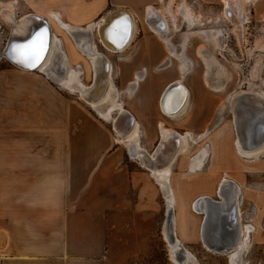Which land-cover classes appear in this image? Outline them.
<instances>
[{
    "label": "crops",
    "instance_id": "1",
    "mask_svg": "<svg viewBox=\"0 0 264 264\" xmlns=\"http://www.w3.org/2000/svg\"><path fill=\"white\" fill-rule=\"evenodd\" d=\"M26 2L32 12H52L84 27L119 7L143 16L146 24V7L159 8L160 0ZM246 10L264 20V0H250ZM134 41L140 59H155L142 37ZM148 76L147 68L143 82ZM51 80L40 71L0 68V264H129L141 242L156 233L157 182L124 144L146 171L119 150L115 133L109 136V119L95 112L97 118L89 104L61 93ZM130 114L142 145L143 125Z\"/></svg>",
    "mask_w": 264,
    "mask_h": 264
},
{
    "label": "rangeland",
    "instance_id": "2",
    "mask_svg": "<svg viewBox=\"0 0 264 264\" xmlns=\"http://www.w3.org/2000/svg\"><path fill=\"white\" fill-rule=\"evenodd\" d=\"M10 1L13 2L15 21L25 15L35 16L34 18L39 15L46 20L49 19L51 30L63 40V49L65 53L67 51L71 59V67L79 71L78 77H81L80 80L84 84L90 83L91 67L87 56L81 54L75 44L77 50L70 48L72 38L70 39L65 29L59 26L51 12L48 16L32 12L31 8L35 10L34 6L26 0H0V68L15 67L3 55L4 47L15 28L14 22L5 19L4 9H2ZM168 3L176 15L173 23L165 9ZM181 4L188 7L186 12L188 15L177 11ZM158 5L159 9L166 14L169 25V28L167 26L168 35L175 49L177 48L176 50L180 52L183 44L186 45L183 64L188 68V74L184 81L191 90L190 104L182 114L174 118L167 117L160 111L159 93L168 82L179 75L178 61L174 58L171 61L165 59L169 55L163 42L155 33H151V28L146 26L141 15L139 18L136 16L137 33L132 43L122 52H106L113 64L111 74L115 88L111 95H114L113 92L117 88L124 90L126 80L131 78L134 70L139 66H147L149 76L140 83L137 93L132 97H128L124 91L121 93L124 108L135 113L143 125L141 144L148 149L147 151L156 148L161 137L160 132L158 135L157 128L159 120L163 122L164 127L173 128L182 133L190 131L192 137L196 138L197 134L200 140L192 141L189 151L177 156L171 165V185L176 200L172 209L169 210L170 213L167 211L165 198L159 186L154 182L156 206L153 212L156 216V233L141 242L139 253L131 258L129 264H174L170 259L169 246L163 234L168 214L176 217L177 236L183 245L195 255L199 264H231L225 254L215 253L204 247L198 234L201 216L192 209V201L195 197L207 193L216 198V185L225 176L241 185L243 189L242 199L239 191L241 216L243 222L250 223L253 227L250 241L243 254L245 264H264V153L250 160L237 154L234 147L232 113L227 108L229 98H231L230 94L233 92L250 91L252 93L259 89L264 90V20L254 19L247 10L246 20L241 24V31L237 36L231 24L222 15L223 4L221 2L160 0ZM214 33L216 43L213 44L210 38ZM139 37L147 42L148 50L151 49L156 53L154 60L147 61L139 58L138 44L134 41ZM95 42L97 43L96 48L102 51L99 43ZM199 45L212 50L218 63L227 69L229 78L224 80L223 90L215 91L205 85L202 77L204 65L197 52ZM121 56L125 60L122 61ZM170 62L171 66L167 67ZM52 82L61 93L82 100L75 91L76 89L72 92L59 85L58 82L54 80ZM82 101L90 105L89 102ZM90 110L98 118L93 107ZM106 123L109 136L112 138L115 132L111 124ZM116 145L127 156L129 162L131 160L135 162L127 155L123 144L116 143ZM202 147H208L209 155L206 156L200 169L190 171V157ZM134 164L140 171H146L139 163ZM171 218L170 216L169 219L172 221Z\"/></svg>",
    "mask_w": 264,
    "mask_h": 264
},
{
    "label": "bare ground",
    "instance_id": "3",
    "mask_svg": "<svg viewBox=\"0 0 264 264\" xmlns=\"http://www.w3.org/2000/svg\"><path fill=\"white\" fill-rule=\"evenodd\" d=\"M249 1L250 0H222V15L224 19L231 24L232 30L237 36L241 31V24L246 20V5L249 4ZM152 8L153 10H151ZM2 9H4L3 14L5 19L15 23V28L8 38L3 50V55L7 60L15 67L23 70L40 71L72 92L76 89L75 91L82 100L89 102L91 107H93L100 116L109 119L112 124V129L117 134L115 136L116 141L124 144L129 154L137 157L140 164L145 166L154 177L165 198L167 211L170 213L169 210L172 209L176 200V195L171 185V165L177 156L189 151L192 141H196L197 138L192 137L190 131L184 133L178 132L174 129L164 127L163 123L159 122L158 125L161 137L156 148L147 151L140 145L138 123L135 121L132 114L127 115L130 111L124 108L121 93L124 91L128 95L130 89L140 86V83L143 82L142 77L144 76V71L147 74L146 66H141V69L139 68L134 72V78L124 90L121 91L117 88L116 91L114 90L113 92L114 95H111L112 90L115 88L111 74L113 64L106 52H122L132 43L137 33L136 15L123 7L114 8L105 12L95 22L85 24L86 26L83 27L63 22L56 17V14L51 12L53 16H55L59 26L64 28L71 36L76 48L89 59L91 80L90 83L84 84L80 80L81 77H78L79 71L71 67V61L68 59L63 49V40L51 30L49 19L46 20L44 17H39V15H37L36 18H34L35 16H32V18L29 15H25V17L18 20L16 19L15 21L13 17V2L11 1ZM146 9V24L163 42L167 54L169 55L166 56L165 59L171 61V59L174 58V60L178 61L179 75L162 88L158 99L159 108L162 113L167 117L174 118L182 114L190 104L191 90L184 81L185 76L188 74V68L183 64L186 45L183 44L182 51L178 52L176 50L177 48L175 49L173 43L170 41L167 30L168 21L164 11L151 5L147 6ZM165 9H167V13L173 23L174 19H176V15L175 12L172 11L169 3L166 5ZM177 11L185 14L188 11V7L181 4ZM185 15L188 14L186 13ZM37 28L40 29L37 30ZM41 30H44L45 40V49L42 53L41 61L35 67L29 68L14 60L11 51L12 46L27 43ZM210 40L213 41V44L216 43L215 33L211 36ZM95 41L102 47V51L96 48L97 43ZM203 45H199L197 50L204 65V71L202 73L203 81L205 85L212 90L221 91L225 87L224 80L229 78V74L224 65L219 64L217 59H215L212 50H209ZM121 60L123 61L125 59L122 57ZM169 66H171V62L167 65V67ZM245 92L249 93L250 91H241L240 93L236 91L230 94L231 98H229L230 96L227 97L230 100L227 108L232 113L235 150L239 156L250 160L264 153V142L260 145L249 147L242 139V131L252 126L251 124L256 120V117L262 114V111L264 112V90L259 89L256 92H252V94L255 93V98H257L259 102V107H252L247 101L238 98L239 94ZM227 98L226 100L228 101ZM227 101H225V103ZM220 114H222V112H220ZM207 148L208 147H202L198 149V151L190 157V171L200 169L203 166L205 158H207L206 156L209 155ZM241 189V185H239L237 181L225 176L220 179L216 185V198L213 197L214 195L212 196L206 193L197 198L195 197L192 201V209L201 216L198 234L204 247L215 253L226 254L231 264L246 263L243 254L247 249L251 232L253 231L252 224L243 222L241 216L239 199V191H241ZM227 205L228 207H226ZM219 208H228L226 214L220 216L221 218H227L228 216V218L233 217V220H235L234 222L232 220L231 224L234 225L236 230L235 235H237V237L231 244L229 251L213 250L217 249V247L209 248L203 241L204 232L202 222L205 213L207 215V209L217 211ZM214 212L210 214L212 216L217 215L216 212ZM170 216L172 217V228L169 223ZM170 216L168 214L165 227H163V234L169 246L170 259L174 264H199L195 255L183 245L177 236L176 217H173V215ZM229 220L230 219H228V221ZM223 223L227 224V219ZM214 230L213 227L209 228V231L212 233L211 237L217 241L218 238L215 236L213 237Z\"/></svg>",
    "mask_w": 264,
    "mask_h": 264
},
{
    "label": "water",
    "instance_id": "4",
    "mask_svg": "<svg viewBox=\"0 0 264 264\" xmlns=\"http://www.w3.org/2000/svg\"><path fill=\"white\" fill-rule=\"evenodd\" d=\"M40 28H37L39 30ZM239 99L247 101L252 107H259V102L252 93L245 92L238 96ZM262 110V109H261ZM127 115H131L127 113ZM248 129L242 131V139L244 140L245 144L249 147H254L260 145L264 141V112L259 114L256 117V120L253 121ZM228 207V205L226 206ZM228 208H219V210H211L207 209V215L205 213V217L202 222L203 232H204V239L203 241L209 248L217 247L219 251H229L231 244L235 241L237 235H235V228L234 225L231 224L233 217L227 216V218H221L220 216L225 215ZM216 212L217 215L212 216L210 213ZM214 212V213H215ZM225 212V213H224ZM211 216H210V215ZM227 219V224L223 223ZM228 219H230L228 221ZM235 220H233L234 222ZM169 223L172 228V221L169 219ZM213 227L215 230L213 231V237L215 236L217 239H213L211 237L212 233L209 231V228ZM209 231V232H208Z\"/></svg>",
    "mask_w": 264,
    "mask_h": 264
},
{
    "label": "snow or ice",
    "instance_id": "5",
    "mask_svg": "<svg viewBox=\"0 0 264 264\" xmlns=\"http://www.w3.org/2000/svg\"><path fill=\"white\" fill-rule=\"evenodd\" d=\"M44 49V30H41L40 32H37L27 43L13 45L11 51L14 60L24 64L26 67L32 68L41 61Z\"/></svg>",
    "mask_w": 264,
    "mask_h": 264
},
{
    "label": "flooded vegetation",
    "instance_id": "6",
    "mask_svg": "<svg viewBox=\"0 0 264 264\" xmlns=\"http://www.w3.org/2000/svg\"><path fill=\"white\" fill-rule=\"evenodd\" d=\"M240 202H241V200H240ZM241 204V203H240ZM244 221V220H243Z\"/></svg>",
    "mask_w": 264,
    "mask_h": 264
}]
</instances>
